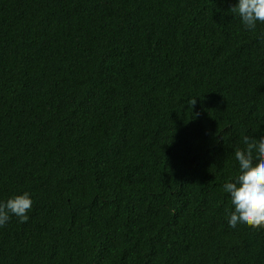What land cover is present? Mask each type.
<instances>
[{"label":"trees","instance_id":"1","mask_svg":"<svg viewBox=\"0 0 264 264\" xmlns=\"http://www.w3.org/2000/svg\"><path fill=\"white\" fill-rule=\"evenodd\" d=\"M236 0H0V264H264L229 228L264 139V25Z\"/></svg>","mask_w":264,"mask_h":264},{"label":"clouds","instance_id":"2","mask_svg":"<svg viewBox=\"0 0 264 264\" xmlns=\"http://www.w3.org/2000/svg\"><path fill=\"white\" fill-rule=\"evenodd\" d=\"M230 11L237 14L247 31L264 25V0H236ZM243 147L234 150L237 174L226 180L222 191L227 194L225 208L229 228H264V139L242 136ZM31 194L24 191L0 200V227L14 215L21 222L28 220L32 207Z\"/></svg>","mask_w":264,"mask_h":264}]
</instances>
